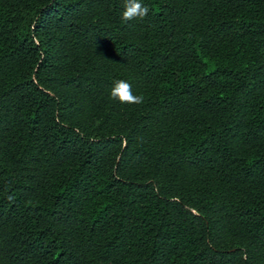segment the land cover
I'll use <instances>...</instances> for the list:
<instances>
[{"label": "trees", "instance_id": "obj_1", "mask_svg": "<svg viewBox=\"0 0 264 264\" xmlns=\"http://www.w3.org/2000/svg\"><path fill=\"white\" fill-rule=\"evenodd\" d=\"M141 3L0 0V264H264V0Z\"/></svg>", "mask_w": 264, "mask_h": 264}, {"label": "clouds", "instance_id": "obj_2", "mask_svg": "<svg viewBox=\"0 0 264 264\" xmlns=\"http://www.w3.org/2000/svg\"><path fill=\"white\" fill-rule=\"evenodd\" d=\"M149 13V8L141 3V0H123V11L121 20L128 22L132 20H143ZM110 98L121 104H142L144 97L132 91L131 85L125 80H117L110 90Z\"/></svg>", "mask_w": 264, "mask_h": 264}]
</instances>
